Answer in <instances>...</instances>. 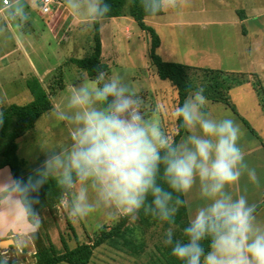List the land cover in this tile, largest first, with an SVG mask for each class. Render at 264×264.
<instances>
[{
    "label": "clouds",
    "instance_id": "clouds-1",
    "mask_svg": "<svg viewBox=\"0 0 264 264\" xmlns=\"http://www.w3.org/2000/svg\"><path fill=\"white\" fill-rule=\"evenodd\" d=\"M182 0H140L149 17L177 9ZM84 30L102 23L112 10L107 0H64ZM35 0H2L0 12L17 27L32 21ZM6 28H0L5 31ZM96 76L82 70L54 118L69 125L70 143L59 150L42 147L45 159L27 180L0 184V204L8 219L19 212L33 233L41 225L36 205L49 181L61 190V202L73 219L103 210L109 219L136 222L141 212L170 227L163 244L184 264H264V220L257 205L231 189L245 175L256 188L260 180L240 145L242 129L231 118L216 119L206 110L204 89L190 91L171 115L184 135L177 141L159 119L148 117L139 90L123 77ZM158 110V109H157ZM4 114L0 112V125ZM199 183L208 203L191 216L182 197ZM35 194V195H33ZM181 209L190 217L175 238V218ZM207 242V248L205 247Z\"/></svg>",
    "mask_w": 264,
    "mask_h": 264
},
{
    "label": "crops",
    "instance_id": "crops-1",
    "mask_svg": "<svg viewBox=\"0 0 264 264\" xmlns=\"http://www.w3.org/2000/svg\"><path fill=\"white\" fill-rule=\"evenodd\" d=\"M209 1L210 0H203L202 14L203 16H206V19L203 20L205 25L225 26L229 24L230 26L236 27L238 25L246 24V22L252 23L251 29L253 35L250 46L251 56L249 55L251 71L242 72L240 69L231 65H229L230 67H222L216 65L214 63L215 61H212L214 59H210V62L214 63V65L212 64V66L202 68L218 69L229 73L243 74V77L245 78L242 83L235 85L230 89L229 95L232 104L234 101L232 100L231 95H233L235 91H238L239 94L250 103L252 102L251 106L247 109L250 112V115H244L234 104V108H232L223 101L215 100L214 96L211 95L205 96L208 101L206 110L216 119L231 118L240 125L242 129L240 145L245 152L247 163L250 167L256 169L257 176L260 180V187H254L248 181L247 175H245L241 178L239 185L231 189V191L234 196L245 194L250 204L255 203L257 206L260 205L257 210V216L258 219L264 220V103L261 101L258 94L261 92L264 97V34H261V30H264V23L263 21H260V19L264 18V10H260L256 7V0H235L236 5L232 7L228 0H224L225 3L221 2L222 0H218L215 5L214 3L209 4ZM37 4L40 8L39 0H37ZM247 8H249V10H247ZM64 9V12L68 13L67 21L64 24H68L67 27H69V29L66 30L73 33L76 29H80V25L78 23L72 24L71 16L73 15L66 7ZM58 11V9H54L52 14L46 15L41 12V9H38L37 16L44 19V28L41 27L42 24L39 20L35 19L36 17L33 13H31L32 21L21 28L15 27L14 21L8 20V18L0 12V14L3 15L4 25L6 23L5 27L8 28V31L15 39L14 44L5 48L3 51H0V112L5 106L7 107L11 104L23 105L33 100V95L28 86V81L32 78H36L40 81L43 89L50 95L52 102V108L42 114L37 119L34 128L17 141L18 156L24 161L25 168L30 170H36L39 168L45 159V153L42 147L47 146L59 150L70 143V137L68 134L69 125L66 122L56 120L52 115V111L55 107L61 106V103L58 100L59 97L64 93H68L71 86L73 84H78L80 81L77 80L73 83L65 81L63 68L61 67L62 65L58 64L59 67L56 68L54 66L55 64H52V57L49 49L51 48V43L46 41V39H43L46 30L54 34L55 37L58 35L53 28L56 16L59 15ZM168 12L172 14L173 11H164L160 15L147 17L145 19L146 23L152 26L160 37L161 43L157 50H159L163 44L161 34L159 33V26L170 25L168 20L165 19ZM186 13L195 15L198 12L196 9H188ZM212 14H219V17L211 18ZM190 15H185V17L193 18L190 17ZM221 16H223V18ZM107 21H112L115 24L116 29L121 27L123 22L137 23L136 20L127 13L120 17L106 18L100 23L103 58L105 57L106 48L105 28L107 26L105 23ZM1 23L2 20H0V28L3 27ZM187 23L191 26L196 25L197 23L201 24V22L196 19L187 21ZM125 27L126 31L130 30L129 25H126ZM37 29H39L38 34L35 32ZM242 31L243 33H246L247 29L242 27ZM16 33H20V36L18 37ZM207 37L209 38V36ZM66 39H68V36H66ZM3 45L5 46V41L0 37V46L3 47ZM211 54L213 53H210L209 55ZM233 54L234 59L237 61L236 50ZM77 58L78 56H71L70 54L61 57L59 53L54 56L56 61L63 62L67 60L68 63L74 65L77 64L73 60ZM55 71L57 73H55ZM156 75L158 74H149V78L145 79H152L157 83ZM59 77L62 82L60 81L59 85L56 87L54 82L55 79H59ZM248 80H251L253 86H256L255 88L257 91H254L252 86L251 88H248V84H246ZM147 85L149 86L150 83L147 82L146 87ZM172 87L175 91L176 88L173 85ZM20 97H22L23 101L18 103L17 99ZM175 102V105L178 106V93ZM144 111L148 117H152L154 114L148 110L146 104H144ZM154 112L156 116L157 113H159V108L157 107ZM160 115L162 114L160 113ZM183 135L184 133L182 136ZM10 179H14L10 167H1L0 184L8 182ZM184 197L190 207L191 216H194L198 207L204 206L208 203L207 200L200 197L198 182L193 190ZM7 217L8 206L6 204H0V254L4 260L8 262V258L11 257V261L13 262L14 259L22 258V260H24L25 256L26 258L29 255L34 256L35 246L31 238L32 230L28 223L24 221L23 212H19L14 220L8 219ZM102 217H105L104 220L106 222L103 226L108 227L116 224L121 218L109 219L104 211ZM189 218L190 217H188V219ZM5 243L7 244L5 245Z\"/></svg>",
    "mask_w": 264,
    "mask_h": 264
},
{
    "label": "rangeland",
    "instance_id": "rangeland-1",
    "mask_svg": "<svg viewBox=\"0 0 264 264\" xmlns=\"http://www.w3.org/2000/svg\"><path fill=\"white\" fill-rule=\"evenodd\" d=\"M217 1L210 0L209 4L214 3L215 5ZM1 2L2 0H0ZM221 2L225 3L224 0ZM228 2L231 3V7L236 5L235 0H228ZM255 2L257 3V8L264 10V0H256ZM35 5L36 7L32 13L36 17L35 19L39 20L42 24L41 27L44 28V19L37 16L38 9L40 10L37 0H35ZM64 8L61 6L57 7L59 15L56 16L53 28L58 35L55 37L54 34L46 30L43 39L51 43V48L49 49L52 64H55L56 68L59 67L58 64L62 65L65 81L73 83L80 77L82 69L77 67V65L68 63L67 60L63 62L56 61L54 56L59 53L61 57L70 54L71 56L83 58L91 54L94 26L84 30L80 22L71 16L72 24L78 23L80 25V29H76V31L71 33L66 30L69 29L67 27L68 24H64L68 17V13L64 12ZM188 9H196L198 13L190 15L186 13ZM202 9L203 0H182L180 6L172 10V14L168 12L165 19L168 20L170 25L159 26V33L161 34L163 44L157 50V53L166 61L194 65V67H208L215 63L222 67H230L229 65H231L242 72L251 71L249 55L251 56L252 23L246 22V24L236 27L229 24L225 26H208L203 23L206 16H203ZM185 15H190L193 18L185 17ZM218 15L212 14L211 18H217L219 17ZM221 17L223 18V16ZM192 19L200 21L201 24L188 25L187 21ZM0 20H2V28H6L2 14H0ZM260 21L264 23V18L260 19ZM105 24L107 26L105 28L106 48L105 57H102V59L108 65L107 76L119 75L126 82L137 87L149 111L155 113V109L159 108V113H157L155 118L159 119L164 129L174 137L178 132V124L171 113L177 107L175 105L177 90H173L169 80L161 79L158 75H156L157 83L152 79H145L149 78V74H156L155 67L151 63V39L149 33L144 31L137 23L123 22L122 26L117 29L112 21H107ZM14 25L17 27L15 22ZM126 25H129V31H126ZM242 27L247 29L246 33H243ZM35 32L38 34L39 29ZM16 34L18 37L20 36V33ZM261 34H264V30H261ZM66 36H68V39H66ZM0 37L5 41V46H0V51L15 43V39L8 31V28L5 31H0ZM235 50L237 52V61L233 57ZM208 53L213 54L209 55ZM210 59H214L212 61L215 62H210ZM55 73L57 72L55 71ZM243 79L245 78L243 77ZM60 81L62 82L60 77L59 79H55L54 85L57 87ZM147 82L150 85L146 87ZM251 83V80H248L246 84H248V88L252 86L255 91L256 86H253V83ZM67 95L68 93H64L59 97L58 100L61 104ZM231 98L234 101L233 104L237 106L241 113L250 115L247 109L251 106L252 102L247 101L238 91H235L231 95ZM17 101L18 103L23 101L22 97L18 98ZM102 216L103 210H97L86 218L73 219L70 217L68 209L61 203L53 212L44 211L42 218H40L41 225L39 229L48 232L59 248L63 246L61 238H65L70 247H75L78 242H86L96 235V232L106 223L105 217ZM132 224H137V221L132 222ZM145 232L143 239L146 241V247L140 256L129 255L111 246L102 245L95 250L90 264H152L153 262L150 263V259L159 255L157 247L163 240V233L161 229H156L155 231L147 229ZM33 261L34 256L31 255L27 258L25 256L24 260L22 258L14 259L13 262L11 261V257L8 258V262L12 264H30ZM153 264L161 263L157 261Z\"/></svg>",
    "mask_w": 264,
    "mask_h": 264
},
{
    "label": "trees",
    "instance_id": "trees-1",
    "mask_svg": "<svg viewBox=\"0 0 264 264\" xmlns=\"http://www.w3.org/2000/svg\"><path fill=\"white\" fill-rule=\"evenodd\" d=\"M107 2L112 6V10L107 18L120 17L127 13L136 20L143 30L149 33L151 39V63L155 67L158 76L161 79L169 80L176 88L178 106L182 105L190 91H197L203 88L205 96H214L215 100L223 101L234 108L230 101L229 91L235 85L243 82V74L194 67L184 63L164 60L157 53V49L161 43L160 37L155 29L146 23L145 19L149 16L140 7V0H107ZM73 61L80 69L87 70L92 77L96 76L97 68H102L105 72L108 70V65L102 62L100 23L94 25L91 54ZM28 86L33 95V100L27 104H11L5 107L1 111L4 114V123L0 125V168L9 166L14 179L22 178L25 181L35 170L25 168L24 161L19 158L17 153V141L34 128L37 119L42 114L52 108L50 95L43 89L38 79H30ZM258 94L264 103L262 93ZM183 133V129H178L174 138L179 141ZM61 195V190L56 186L54 181H49L41 188L39 192L40 203L35 206L36 210L40 213V218H42L45 210L53 212L55 208L61 205ZM182 199L185 200V197H182ZM259 207L260 205L257 206V210ZM187 223L188 215L184 209H181L175 218V238H183L182 230ZM168 227L170 225L167 222L145 216L141 212L137 224H132L129 218L122 216L113 226H102L94 237L92 236L86 242H78L75 247H70L66 239L61 238L62 248H59L54 243L48 232L38 229L35 233H31L35 253L34 261L30 264H90L94 251L102 245L111 246L129 255L140 256L146 247V241L143 239L146 233L145 230L152 229L155 231L156 229H161L164 240V234ZM163 240L157 247L159 255L151 258L150 263L158 261L161 264H184V262L171 255V248L166 247L163 244ZM205 247L207 248V242H205ZM0 264L11 263L6 262L0 254Z\"/></svg>",
    "mask_w": 264,
    "mask_h": 264
},
{
    "label": "built area",
    "instance_id": "built-area-1",
    "mask_svg": "<svg viewBox=\"0 0 264 264\" xmlns=\"http://www.w3.org/2000/svg\"><path fill=\"white\" fill-rule=\"evenodd\" d=\"M40 9L43 14H52L57 7H64V0H39Z\"/></svg>",
    "mask_w": 264,
    "mask_h": 264
},
{
    "label": "water",
    "instance_id": "water-1",
    "mask_svg": "<svg viewBox=\"0 0 264 264\" xmlns=\"http://www.w3.org/2000/svg\"><path fill=\"white\" fill-rule=\"evenodd\" d=\"M7 243H5V245H6Z\"/></svg>",
    "mask_w": 264,
    "mask_h": 264
}]
</instances>
